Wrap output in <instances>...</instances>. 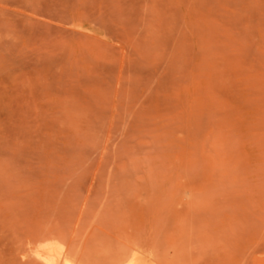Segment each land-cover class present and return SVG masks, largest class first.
<instances>
[{
  "label": "rangeland",
  "instance_id": "374dc122",
  "mask_svg": "<svg viewBox=\"0 0 264 264\" xmlns=\"http://www.w3.org/2000/svg\"><path fill=\"white\" fill-rule=\"evenodd\" d=\"M130 248L264 264V0H0V264Z\"/></svg>",
  "mask_w": 264,
  "mask_h": 264
},
{
  "label": "bare ground",
  "instance_id": "6f19581e",
  "mask_svg": "<svg viewBox=\"0 0 264 264\" xmlns=\"http://www.w3.org/2000/svg\"><path fill=\"white\" fill-rule=\"evenodd\" d=\"M156 258L157 257L149 250L137 251L136 248L135 249L130 248V252L119 264H158ZM61 262L63 261L61 260ZM56 264H59V262ZM62 264H75V263L64 260Z\"/></svg>",
  "mask_w": 264,
  "mask_h": 264
}]
</instances>
